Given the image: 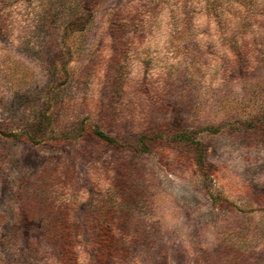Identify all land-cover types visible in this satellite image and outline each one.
I'll use <instances>...</instances> for the list:
<instances>
[{
    "label": "rangeland",
    "instance_id": "1",
    "mask_svg": "<svg viewBox=\"0 0 264 264\" xmlns=\"http://www.w3.org/2000/svg\"><path fill=\"white\" fill-rule=\"evenodd\" d=\"M212 4L0 0V264H264V0Z\"/></svg>",
    "mask_w": 264,
    "mask_h": 264
},
{
    "label": "trees",
    "instance_id": "2",
    "mask_svg": "<svg viewBox=\"0 0 264 264\" xmlns=\"http://www.w3.org/2000/svg\"><path fill=\"white\" fill-rule=\"evenodd\" d=\"M213 2L212 6H208V11L211 14V17L216 18L220 17L224 14L225 9L222 7V3L226 2L228 3V0H211ZM226 7V5H225ZM224 18V16H223ZM222 19V18H221ZM238 27V25H237ZM249 31L248 27L240 26V28H236V34L232 35V37H227L226 40L229 44V48H233L234 50V57L238 62H246V55L243 53V41L245 40V34ZM245 33V34H244ZM101 137H103L106 141L113 142L114 140L112 138H108L104 134H101ZM141 141L144 143V138L141 139ZM115 241V238H110L109 240H103L102 242H98V259L99 261H108L111 256L113 255V248L112 243ZM67 262L68 264H75V257L73 252L70 248L67 247Z\"/></svg>",
    "mask_w": 264,
    "mask_h": 264
}]
</instances>
